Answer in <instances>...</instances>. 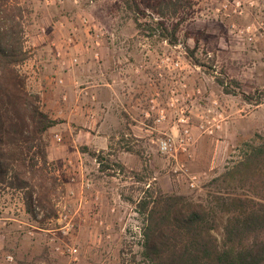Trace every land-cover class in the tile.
<instances>
[{
  "label": "rangeland",
  "instance_id": "374dc122",
  "mask_svg": "<svg viewBox=\"0 0 264 264\" xmlns=\"http://www.w3.org/2000/svg\"><path fill=\"white\" fill-rule=\"evenodd\" d=\"M14 1L23 8L28 55L18 69L27 90L39 97L41 108L57 121L43 136L49 172L56 183L51 196L54 214L49 218L41 212L34 218L25 210L23 192L0 185V264H142L143 216L137 213L136 204L143 192L211 199L210 195L217 194L211 181L240 159L244 144H257L264 138V100L256 106L243 98L264 93V0H241L240 16L223 12L222 0H192L191 7L182 12L186 20L176 45L159 40L146 28L138 31L119 0ZM83 16L89 21L87 30L79 23ZM139 22L153 27L149 19ZM74 26L78 33L70 49L80 38L88 47L97 40V48L130 47L133 59L135 48L153 47L150 58L137 55L140 63L132 69L137 75L151 63L145 75L155 86L143 104L142 135L134 137V121L129 118L125 126H114L110 139L115 144L91 148L86 138L101 136L97 130L102 122L89 112V104H100L95 88L72 83L68 95L61 77V83L58 79L45 87L41 83L45 92L40 95L32 85V62L43 53L51 54L49 46L65 44L60 36H69ZM41 39L44 44L39 47ZM97 52L93 61L101 65ZM74 56L77 63L68 65V70L80 69L84 63L78 53ZM166 57L178 58L182 70L162 62ZM217 81L232 93L225 94ZM53 102L56 106L51 108ZM213 102L217 105L212 108ZM181 106L187 109L188 140L178 123ZM161 109L165 119L157 122ZM209 109L212 113L208 115ZM207 115L215 116L219 125L212 135L200 129ZM166 137L173 138V151L161 150L160 141ZM181 140L187 141L185 151L178 147ZM91 153L105 159L102 166ZM191 176L198 179L194 188L189 186ZM225 222L226 216L219 215L212 231L219 246L224 241ZM67 247L76 253L63 254Z\"/></svg>",
  "mask_w": 264,
  "mask_h": 264
},
{
  "label": "trees",
  "instance_id": "16d2710c",
  "mask_svg": "<svg viewBox=\"0 0 264 264\" xmlns=\"http://www.w3.org/2000/svg\"><path fill=\"white\" fill-rule=\"evenodd\" d=\"M119 3L138 31L146 28L169 45L177 44L186 20L182 12L193 4L192 0ZM141 19H149L153 27ZM24 44L23 8L14 0H0V185L23 192L25 210L34 218L37 212L49 218L54 214L51 196L56 180L49 172L43 136L57 121L26 88L18 69L28 58ZM217 83L225 94L232 93L222 81ZM243 98L257 106L264 93ZM244 147L240 159L211 181L217 190L211 199L143 192L136 204L143 216L142 264H264V138ZM90 155L101 166L105 162L101 155ZM219 215L226 216L221 246L212 233Z\"/></svg>",
  "mask_w": 264,
  "mask_h": 264
},
{
  "label": "crops",
  "instance_id": "0c3cea01",
  "mask_svg": "<svg viewBox=\"0 0 264 264\" xmlns=\"http://www.w3.org/2000/svg\"><path fill=\"white\" fill-rule=\"evenodd\" d=\"M44 37L49 38L48 35H44ZM60 37L65 41L68 36L65 37L61 34ZM42 44H44V40L41 41L39 47ZM58 44L59 46H55L54 48L49 46L51 54L47 55L43 53L39 59L32 62L29 78L33 83L32 85L39 88H37V93L42 95L45 92V90L43 91L40 88L41 83L45 87V84L56 83L57 79L61 77L64 78V83L67 85V89L65 88L64 92L68 95L72 92V83H86L95 88L100 104H89V112L93 117L99 118L100 116L102 122L97 130V133H101V136L91 135V138H86V144L91 148H96L98 145L107 148L115 144V141L110 139L111 133L116 130L114 126L118 125L121 127L122 124L125 126V124L129 123V118L134 121L132 123L133 126H131L134 137H136V133L142 135V128L140 126L142 124L141 117L146 109L143 104L147 98L154 94L155 86L151 84L149 79L148 81L146 80L145 75V73H150L151 67L149 66L151 63H148L144 67L148 68L146 72H140L137 75L133 74L132 69L138 68H135V66L137 63H140L136 60L137 55L140 58L148 59L154 52L153 47L150 45L142 46L145 49H139L140 51L135 48V57L131 59V55L129 54L131 49L128 46L104 45L100 48H95L93 45H90L91 47H88L82 38H80V41L74 48L72 47L69 50L65 47L64 43ZM97 50L100 52L101 65L93 61V52ZM77 53L81 62L83 61L84 63L82 66L80 65V69L68 70L67 68L69 67L66 65L64 67L65 71L61 65V58H58L57 55L59 54L65 58L74 56ZM83 80L85 81L83 82ZM79 104L81 105V102ZM55 106L56 103L53 102L51 108ZM92 130L94 129L92 128ZM118 131H121V129H118ZM145 132H148V130Z\"/></svg>",
  "mask_w": 264,
  "mask_h": 264
},
{
  "label": "built area",
  "instance_id": "2783aa9c",
  "mask_svg": "<svg viewBox=\"0 0 264 264\" xmlns=\"http://www.w3.org/2000/svg\"><path fill=\"white\" fill-rule=\"evenodd\" d=\"M56 2H59L60 0H55ZM220 9L223 12H231L234 15H242L243 14V3L241 0H222V3L220 5ZM79 23L80 25L87 30V27L89 25V21L86 17H81L79 19ZM60 28L62 27V23L59 24ZM249 30V28L247 29ZM76 33H78L77 27L74 26L72 30H70V35L67 37L66 41H65V47L69 50L72 43H74V36H76ZM94 46L95 48L99 47V43L98 41H94ZM58 58H61V65L62 66H66V65H75L77 63V58L75 56L71 57L70 59H68V61L65 60L64 57H62L61 55H57ZM99 56V53L97 51L93 52V58L97 59ZM162 62H170L171 65L175 68H178L179 70H182V67L180 66V61L179 59H175V60H171L169 57H166ZM59 83L62 82L61 79H58ZM153 103V101H151ZM217 105L216 102L212 103V108L215 107ZM170 107L174 106V103H170L169 104ZM151 109H154V106L152 105ZM212 110L209 109L207 110V114H211ZM206 116L203 123L200 126V129L202 130V132L204 134L207 135H212L217 129H219V125L216 123V119L215 116H211V118L209 116ZM221 114H218L217 116H220ZM162 119H165V114H164V110L161 109L159 111V117L157 119V122H160ZM178 123L183 127V135L184 138L186 140H188L189 137V129H188V115H187V109L184 108L183 106H181L179 108V118H178ZM186 140H181L180 144L178 145V147L181 148V151H185L186 149L184 148L185 145L187 144ZM160 148L163 151H173L175 149V143L173 141V138L171 137H166L165 139L160 141ZM197 177L196 176H191L189 177V186L191 188H194L196 185V181H197ZM63 254H67L68 256H72L76 253V250L73 248H69L67 247L64 251L62 250Z\"/></svg>",
  "mask_w": 264,
  "mask_h": 264
}]
</instances>
